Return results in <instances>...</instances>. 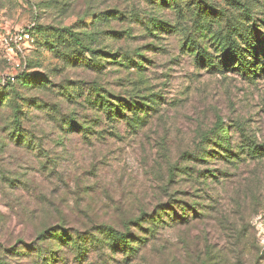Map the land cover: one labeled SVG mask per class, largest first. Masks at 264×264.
<instances>
[{"label":"rangeland","instance_id":"1","mask_svg":"<svg viewBox=\"0 0 264 264\" xmlns=\"http://www.w3.org/2000/svg\"><path fill=\"white\" fill-rule=\"evenodd\" d=\"M213 2L231 17L245 18L250 8L263 32L264 0H239L235 7ZM32 23L93 33L96 47L142 61L145 69L110 64L94 72L38 44L27 53L31 72L47 76L49 87L22 96L59 104L61 117L90 121L93 128L86 136L68 132L59 113L25 108L23 133L40 143L32 149L11 137L13 117L2 101L0 256L38 264L39 249L50 242L43 229L65 223L84 233L92 224L122 226L130 214L183 201L197 207L196 215L159 229L136 256L92 251L80 262L67 249L66 260L55 264H264V158L229 163L203 155L204 133L218 117L264 143V74L249 81L236 70L198 65L186 41L202 42V33L159 0H0V80L20 73L15 65L23 60L8 52L3 38ZM95 83L141 102L149 103L138 96L154 95L157 110L135 127L125 120L110 125L86 103L68 102L59 92L80 87L77 93L87 95ZM231 134L232 148L244 144L236 128ZM210 147L217 157L218 147ZM18 249L20 256L13 254Z\"/></svg>","mask_w":264,"mask_h":264},{"label":"trees","instance_id":"2","mask_svg":"<svg viewBox=\"0 0 264 264\" xmlns=\"http://www.w3.org/2000/svg\"><path fill=\"white\" fill-rule=\"evenodd\" d=\"M226 1L233 7L239 4V0ZM159 2L161 5H169L179 17H189L196 31L202 33V42L191 37H188L186 41L187 50L194 55L198 65L211 67L221 73L227 68L236 70L249 81L264 74V27L263 32L259 31V24L250 8L245 9L249 12L246 13L245 18H238L236 15L234 17L227 15L226 10L222 8L218 9L213 0H159ZM242 14L245 15V13ZM51 31H54L53 34L56 36L54 41L50 39ZM204 31L206 34L203 33ZM31 34L34 38L32 49L37 44L42 48L47 47L68 65L86 67L94 72H102L106 68L105 65L110 64L128 69L136 67L139 72L145 69L142 61H136L127 56L117 58L115 53L96 47L99 39L93 33L75 31L72 27L55 28L35 23L31 28ZM28 54H26L27 66L16 75L15 81L0 87V106L3 107L2 101L7 100L8 106L5 107L10 108L13 117L12 128L9 130L11 137L32 149L40 147V143H36L30 135H25L22 129L23 119L27 116L25 108L31 106L59 113L57 118H62L63 130L80 131L85 136L89 134L93 128L92 122L81 123L76 117L69 115L63 118L60 115L62 111L59 104H45L42 100L22 96L24 90L34 88L42 90L49 87L47 76L39 72H31L33 64ZM139 56L142 60V55ZM76 89L79 90L80 87L71 89L62 86L59 92L68 102L86 103L89 108L97 112L100 122L110 125L125 120L135 127L145 121L150 110L156 111L158 106V100L151 98L154 95L138 96L147 99L149 103L141 102L134 99V95L125 98L115 93L113 95L98 83L92 84L87 95L81 91L77 93ZM234 128L240 132L244 144L232 148L231 133ZM203 138L208 143L203 148V155L206 157L222 158L229 163H237L249 157L264 158V143H258L256 139L248 136L241 124H226L222 117L217 118L213 127L204 133ZM210 145L218 147L217 157L212 155L215 149ZM179 211L180 214L177 213ZM196 213L195 205L182 201L175 205L161 204L155 211L130 214L123 221L122 226H115L110 222L92 224L91 228L84 233L69 231L65 223H59L53 231L50 228L42 230L43 238L50 242L47 244L48 249H39L37 263L55 264L59 260L65 261L66 257L62 255V252L67 249L80 262L88 258L92 251L122 252L129 257L136 256L139 249L149 238L154 237L159 229L173 222H187L190 214L196 215ZM20 250L13 254L20 256ZM0 264L12 263L6 256H0Z\"/></svg>","mask_w":264,"mask_h":264},{"label":"built area","instance_id":"3","mask_svg":"<svg viewBox=\"0 0 264 264\" xmlns=\"http://www.w3.org/2000/svg\"><path fill=\"white\" fill-rule=\"evenodd\" d=\"M35 25L32 23L31 25L17 29L16 31L9 32L4 38V46L8 50V52L16 55H20L23 60L16 63L15 67L19 71H23L26 66V54L33 48L34 46V38L31 34V28ZM15 74H8L1 77L0 84L4 85L8 82L15 81Z\"/></svg>","mask_w":264,"mask_h":264}]
</instances>
